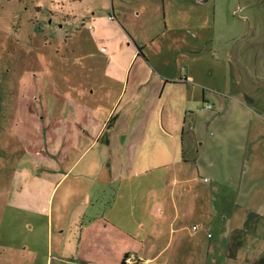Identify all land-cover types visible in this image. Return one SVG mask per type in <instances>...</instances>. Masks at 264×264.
Instances as JSON below:
<instances>
[{
  "label": "crops",
  "instance_id": "0c3cea01",
  "mask_svg": "<svg viewBox=\"0 0 264 264\" xmlns=\"http://www.w3.org/2000/svg\"><path fill=\"white\" fill-rule=\"evenodd\" d=\"M78 1L84 3L79 13L86 27L77 38L81 53L70 63L80 83L70 85L68 95L61 94L59 106L53 107L50 95L42 110L15 111L32 119L37 144L52 151L64 148V153L38 154L31 164L12 165L6 176V204L46 214L36 230L46 221L50 241L55 193L62 187L60 209L67 208L70 196L76 197L71 207L79 215L83 212L77 253H56L48 264L58 258L63 264H121L125 254L134 259L124 264H160L172 250L173 257H189L202 241L181 231L182 220L196 211L197 193L207 204L217 205L221 219L229 222L222 230L228 253L237 256L246 242L260 247L264 107L250 105L243 90L223 93L230 57L219 56L215 49L222 41L226 13L216 0ZM217 94L237 101L232 108L247 117L239 122L243 132L238 145L244 154L250 148V175L235 195L224 181L219 188L196 185L197 152L216 113L222 115L206 106ZM221 103L219 108L226 111L228 106ZM223 125L219 120L218 142L225 137ZM99 141L104 146L84 158ZM73 146L78 151L68 159ZM165 225L170 232L162 235ZM61 226H56L57 234ZM205 250L210 256V243Z\"/></svg>",
  "mask_w": 264,
  "mask_h": 264
},
{
  "label": "rangeland",
  "instance_id": "374dc122",
  "mask_svg": "<svg viewBox=\"0 0 264 264\" xmlns=\"http://www.w3.org/2000/svg\"><path fill=\"white\" fill-rule=\"evenodd\" d=\"M83 4L78 0H0V264H48L50 256L56 253L61 257L77 253L83 212L79 215L72 208L76 197L70 196L67 208L60 209L57 205L62 187L55 193L50 215L55 232L50 241L46 221H41L36 230L46 214L6 204L9 184L6 176L12 165L31 164L38 154L52 153L57 157L64 153V148L52 151L37 144L33 140L32 119L28 114H15V111L18 107L25 112L28 108L42 110L50 95L53 107L59 106L63 101L61 94L68 95L70 85L80 83L71 60L81 53L76 44L79 32L81 34V29L86 27L80 22ZM216 4L226 13V25H221L222 41L215 53L224 57L229 53L230 57L228 82L222 88L225 89L223 93L234 95L243 90L250 105L264 107V0H216ZM215 100H210L209 108L213 113L221 111L222 115L216 113L209 134L197 152L196 185L217 184L219 188V181H224L226 190L235 195L242 192L250 175V148L248 154H244V147L238 145L243 132L239 122L245 123L247 117L243 118L232 108L234 104L239 105L237 101L220 94ZM220 102L228 106L226 111L219 108ZM219 120L224 123L222 133L225 137L221 142H218ZM30 134L33 136L28 139ZM103 146L101 141L97 142L84 153V158ZM76 151L77 146L69 148L67 158L71 159ZM195 201L196 211L182 220L181 231L196 236L202 244L196 245L189 257H173L172 250L159 259L160 264H264V242L260 247L256 242H246L234 257L233 252L226 251L224 234L229 222L221 219L222 210L217 205L207 204L198 193ZM87 213L93 215L91 211ZM30 221L34 222L32 230L27 226ZM60 222L63 231L57 234L56 226ZM200 222L202 225L193 228L194 223ZM169 228V225L162 227V235L168 234ZM209 243L210 256L205 250ZM58 260H51L52 264H63Z\"/></svg>",
  "mask_w": 264,
  "mask_h": 264
},
{
  "label": "built area",
  "instance_id": "2783aa9c",
  "mask_svg": "<svg viewBox=\"0 0 264 264\" xmlns=\"http://www.w3.org/2000/svg\"><path fill=\"white\" fill-rule=\"evenodd\" d=\"M233 12H235V10H233ZM108 18H109V19H112L113 16L110 14V15H108ZM101 49H105V47L103 46V47H101ZM206 106H207V107H211V104H210V103H207ZM198 226H199L198 224H194V225H193V228H197ZM208 234H209V233H208ZM133 259H134V256H133V255H130V254L127 255V257H126V260H127V261H131V260H133Z\"/></svg>",
  "mask_w": 264,
  "mask_h": 264
},
{
  "label": "trees",
  "instance_id": "16d2710c",
  "mask_svg": "<svg viewBox=\"0 0 264 264\" xmlns=\"http://www.w3.org/2000/svg\"><path fill=\"white\" fill-rule=\"evenodd\" d=\"M139 50H140V47H139ZM141 51V50H140ZM126 257H127V254H125L124 256H123V258L121 259V264H124L125 263V261H126Z\"/></svg>",
  "mask_w": 264,
  "mask_h": 264
}]
</instances>
